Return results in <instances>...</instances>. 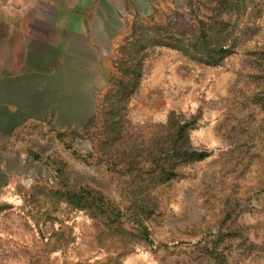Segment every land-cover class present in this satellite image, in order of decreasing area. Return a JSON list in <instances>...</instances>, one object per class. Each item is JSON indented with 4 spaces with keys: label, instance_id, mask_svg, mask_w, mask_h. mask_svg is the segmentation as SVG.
Wrapping results in <instances>:
<instances>
[{
    "label": "rangeland",
    "instance_id": "1",
    "mask_svg": "<svg viewBox=\"0 0 264 264\" xmlns=\"http://www.w3.org/2000/svg\"><path fill=\"white\" fill-rule=\"evenodd\" d=\"M218 1L0 0V264H264V18L218 67L151 46Z\"/></svg>",
    "mask_w": 264,
    "mask_h": 264
},
{
    "label": "trees",
    "instance_id": "2",
    "mask_svg": "<svg viewBox=\"0 0 264 264\" xmlns=\"http://www.w3.org/2000/svg\"><path fill=\"white\" fill-rule=\"evenodd\" d=\"M213 15L209 21H200L198 33H193L186 43L184 33L168 32V29L158 27L156 29L154 42L151 45L155 47H171L182 52L188 60L196 61L209 67L222 66L223 61L237 53L242 48V44L247 39H253L260 31V21L264 18V0H219L216 8L212 10ZM166 36L168 38H166ZM162 40V41H157ZM169 41L167 45L166 41ZM193 51V54L186 50V46ZM174 46V47H173ZM253 57L260 55L264 61V48L257 49ZM136 60V59H135ZM131 79L126 89L134 92L139 87L142 78L141 63L135 64L131 71H128ZM175 123L173 133L179 136H186L189 123ZM179 146V141L176 147ZM178 148V147H177ZM206 153L196 154L199 160L203 159Z\"/></svg>",
    "mask_w": 264,
    "mask_h": 264
}]
</instances>
